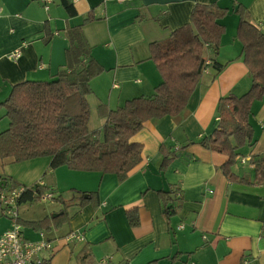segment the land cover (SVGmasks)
<instances>
[{"label":"crops","instance_id":"crops-1","mask_svg":"<svg viewBox=\"0 0 264 264\" xmlns=\"http://www.w3.org/2000/svg\"><path fill=\"white\" fill-rule=\"evenodd\" d=\"M68 1L76 11L74 17L66 14L59 0L46 4L0 0V102L15 84L54 79L65 66L66 30L81 25L91 14L94 20L82 27V34L107 76L103 85L92 87L90 82L92 94L87 100L90 112L93 109L96 114L92 122L90 117V131L104 124L99 105L115 109L127 100L153 94L161 77L149 60V45L165 42L172 31L187 23L195 4L215 3L229 13L219 21L225 28L219 51H205L209 65L185 109L176 117L145 122L132 137L142 147L141 160L123 181L114 174L66 167L50 170L51 158L47 157L20 163L11 157L0 159V181L5 182V189L39 184L51 200L60 197L65 201L76 195L72 192L97 193V200L84 207L72 202L69 220L60 229L44 232L21 226L24 239L52 243L54 251L46 255L48 264H264V185L251 184L250 165V159L264 153V99L252 104L249 117L253 139L242 158L249 163V175L234 170L237 161L231 168L232 178L225 176L221 167L227 156L199 144L217 127L219 99L231 93L243 95L250 86L236 39L238 17L232 9L237 4L245 7L251 21L264 32V0ZM17 49L21 57L9 60L7 55ZM215 64L223 66L217 75ZM1 114L0 124L3 109ZM161 148L168 152L165 164ZM235 177L250 184L239 183ZM158 192H175L174 197L181 199L176 214L167 217L163 213ZM47 204L21 207V211L18 206L20 221L62 213L58 201ZM131 209L137 210L136 227H130L125 216ZM12 225L0 207V234ZM71 233L80 235L82 241H66ZM84 249L87 256L82 260Z\"/></svg>","mask_w":264,"mask_h":264},{"label":"trees","instance_id":"trees-1","mask_svg":"<svg viewBox=\"0 0 264 264\" xmlns=\"http://www.w3.org/2000/svg\"><path fill=\"white\" fill-rule=\"evenodd\" d=\"M69 17L76 11L68 0H59ZM232 12L238 17L236 39L241 45L240 58L250 77L248 90L240 96L228 94L217 104V127L199 144L211 151L227 156L221 167L225 176L232 178L231 168L241 156L240 149L248 147L253 139L249 122L252 104L264 99V32L253 23L247 10L237 4ZM229 13L217 4H195L189 21L172 31L163 43L149 45V60L158 71L161 82L148 97L127 100L115 109L98 106V114L104 118L100 130H89L92 94L90 82L104 69L93 59L91 50L82 34V27L94 20L91 14L79 26L66 30L67 47L64 52V69L50 81H24L12 86L8 97L0 102L7 127L0 131V159L13 158L20 163L36 158H51L48 169L66 167L80 172L114 174L119 181L126 179L141 160V145L132 141L150 120L176 117L186 107L201 76L208 65L204 53L212 50L217 54L225 28L220 24ZM217 75L222 65L213 66ZM164 154L163 164L169 158ZM253 168L251 184L264 185V153L250 159ZM236 178V177H235ZM237 179V178H236ZM5 180V179H4ZM250 184L248 180L237 179ZM16 187V186H13ZM18 198V205L34 202L38 194L47 189L32 184ZM3 189H0V192ZM68 201L57 197L62 205L58 216L39 221L17 223L34 231L47 232L60 229L69 220L68 208L73 202L80 207L97 200V193L75 192ZM175 192H158L162 211L171 217L180 209L181 199ZM87 195V198L84 196ZM130 227L138 225L136 209L125 213ZM87 256L83 251L82 260Z\"/></svg>","mask_w":264,"mask_h":264},{"label":"built area","instance_id":"built-area-1","mask_svg":"<svg viewBox=\"0 0 264 264\" xmlns=\"http://www.w3.org/2000/svg\"><path fill=\"white\" fill-rule=\"evenodd\" d=\"M51 0H40L41 3H49ZM118 2H124L126 0H117ZM44 9L47 7L44 5ZM25 46V43H22ZM21 57V50L17 49L7 55V58L11 61H17ZM206 65L209 62L206 61ZM116 87V85H114ZM178 149V147H176ZM241 164L248 163L247 160L241 159ZM29 188L28 186H21L9 189H3L0 192V207L3 216L10 218L13 221L12 227L0 234V264H48V256H50L54 249L50 241L41 239L37 242H31L24 239L21 233V227L17 223L19 218L18 198L21 193ZM52 197L48 193L38 194L36 201L46 203L51 200ZM68 242H81L82 237L71 233L65 237ZM48 255V256H46ZM103 262V261H102Z\"/></svg>","mask_w":264,"mask_h":264},{"label":"rangeland","instance_id":"rangeland-1","mask_svg":"<svg viewBox=\"0 0 264 264\" xmlns=\"http://www.w3.org/2000/svg\"><path fill=\"white\" fill-rule=\"evenodd\" d=\"M106 76H107V72H106V70L104 69V72L102 73V74H100V75H98V76H96V77H94V79H92V81H91V86L92 87H94L95 85H96V83H100L101 85H103V83H104V79H106ZM91 98V100H92V104H93V99L94 98H92V97H90ZM2 116V114L0 115V117ZM95 116H96V114H95V112L93 111V109H91V112H90V117H91V122L94 120V118H95ZM4 119V121L0 124V131H2V130H4L5 128H6V125H4V124H6L7 123V119L6 118H3ZM90 120V119H89ZM89 126H90V124H89ZM91 127H92V125H91ZM95 127V121L93 122V127L92 128H94ZM95 130H97V129H95ZM246 151H247V147L246 146H244L243 148H241L240 149V151L239 152H241L240 154H241V156L238 158V163L241 161V159L242 158H245L246 157ZM234 170L235 171H238V170H243L245 173H249L250 172V168H249V163H246L245 165H241L240 163L239 164H237L236 165V167L234 168ZM249 175V174H248ZM8 185H10V183L8 182ZM72 193H75V192H72ZM57 202L58 200H56V198H53V200H51V201H48V202H46V203H54V202ZM28 204H21V205H19V211H21V207H23V208H25V209H30V207H32V208H34L35 206H43V207H45V205H46V203H41V202H39V201H34V202H27ZM29 204H32V205H29ZM39 204H41V205H39ZM42 204H45V205H42ZM47 204V205H48ZM21 214V213H20ZM21 226H23V225H21ZM46 240H48V239H46ZM66 240V239H65ZM49 241V240H48Z\"/></svg>","mask_w":264,"mask_h":264},{"label":"water","instance_id":"water-1","mask_svg":"<svg viewBox=\"0 0 264 264\" xmlns=\"http://www.w3.org/2000/svg\"><path fill=\"white\" fill-rule=\"evenodd\" d=\"M4 188H5V182L4 181H0V189H4Z\"/></svg>","mask_w":264,"mask_h":264}]
</instances>
